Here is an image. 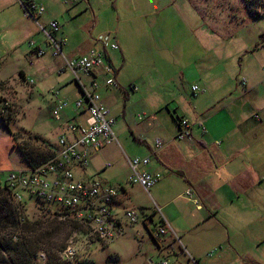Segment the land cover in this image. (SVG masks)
<instances>
[{
    "label": "rangeland",
    "instance_id": "rangeland-1",
    "mask_svg": "<svg viewBox=\"0 0 264 264\" xmlns=\"http://www.w3.org/2000/svg\"><path fill=\"white\" fill-rule=\"evenodd\" d=\"M250 9L255 10L258 16H249ZM91 11L89 20L93 17L98 19L92 35L113 34L131 53L125 56L123 64L120 61L114 65L123 83L119 82L120 89L112 97L114 103L110 114L116 116L112 131L122 149L125 148L126 156L139 155L134 153L137 143L133 136L136 137L137 131L149 121L148 104H155V100L160 98L168 102L167 107H162L163 111L171 112L175 99L168 98L169 95L176 97L182 94L193 98L190 90L197 86L195 94L202 92L197 95L199 101L211 96L216 109L230 102L231 110L244 113L251 111L256 104H264V0H94ZM1 26L4 24L0 19V98L6 102L8 113L13 116L7 125L0 121V178L3 180L8 171L28 167L18 152L19 147L35 154L46 151L47 146L41 143L43 140L46 145L55 144L59 130L55 127L57 123L47 116V111L50 113L52 109L49 106L53 104L50 91L60 89L59 98L74 102L79 90L71 80L61 86L55 69L57 61H52L48 49L36 64L30 65L26 59L27 47L12 48L10 31L7 25ZM38 34L37 37L42 35ZM66 51L64 48L63 54L68 57ZM41 66L44 68L39 71ZM19 71L24 75L20 76ZM241 78L246 80V89L240 84ZM129 85L137 90L131 93ZM245 90L250 92L245 93ZM125 94H129L130 99L126 100ZM122 111L125 112V121ZM8 113L5 111L3 114L7 116ZM138 115L142 118L138 119ZM259 116L264 122L263 115ZM125 122L133 127L135 134L126 128ZM35 136H39L38 141ZM107 152H115L116 157H107ZM117 152L115 145H109L100 153L97 165L108 162L111 166L99 177L115 187L127 188L130 196L127 206L142 208L149 215L152 200L157 204L158 198L168 201L169 189L170 199L176 202L174 207L170 205L162 212L186 210L189 215L195 211L191 202L184 203L182 183L176 175L164 174L161 183L168 181L165 185L152 186L149 194L141 187L128 186L129 170L124 157L120 152L118 156ZM72 171L74 176L85 172L78 166ZM8 198L12 204L18 205ZM23 200L25 203L17 206L20 207L21 218L46 220L51 215L48 208L32 198L23 195ZM183 214L187 215L185 211ZM175 222L180 225L182 220L177 218ZM207 225L192 229L179 241L174 234L177 257L167 255L168 264H188L187 253L180 243H192L200 237L206 240L205 236L210 234L205 228ZM167 233L173 232L168 230ZM71 241L77 257L91 260L94 264H157L165 256L156 248L141 222L127 227L121 236L108 242L82 244V239L77 236ZM158 247H161L160 241ZM203 247L201 251H204Z\"/></svg>",
    "mask_w": 264,
    "mask_h": 264
},
{
    "label": "crops",
    "instance_id": "crops-1",
    "mask_svg": "<svg viewBox=\"0 0 264 264\" xmlns=\"http://www.w3.org/2000/svg\"><path fill=\"white\" fill-rule=\"evenodd\" d=\"M23 1L0 0V19L4 24L1 28L7 25L12 48L14 46L17 49L27 47L26 59L32 65L46 54L47 49L51 53V47L43 33L38 30L34 20L24 15ZM30 1L42 5L44 8V13L37 17L40 24L46 25L51 20L59 22L60 31L55 37L66 39L62 48V55L65 59L77 58L92 48L101 49L102 46L98 38L110 34L92 35L93 29L98 24L96 17L89 20L88 16L89 12L92 14L91 6H94V0H74L71 5L64 4L60 0ZM37 31L42 35L37 37L39 35ZM110 36L114 37L118 45L116 51L104 48L106 55L104 61L110 65V74L105 73L102 68H95L89 74L77 73V79H74L70 71L62 69V67L64 68L62 58L52 57L54 63L57 61L55 69L59 74L61 86L71 80L79 90L77 96L78 94L80 96L75 97L79 99L81 98L79 85L82 84L89 90L91 83L95 82L99 101L108 109L109 115L112 113L114 103L112 97H115L120 89L119 82L123 83L119 80V71L114 69V65L120 61L123 64L125 56L131 55L130 51L123 48L122 41H118L113 34L108 36V44L111 42ZM32 40H35V49L38 48L44 52L40 57H37L35 50L28 46V42ZM132 41L135 43V40ZM64 48L67 50L68 57L63 54ZM43 68V66L39 67V71ZM108 77L114 80V87L104 85V80ZM240 80L241 86L246 89V80L244 78ZM32 84H34L33 81ZM192 87L196 88L195 91L190 90L193 98L182 94H178L176 97L169 95L168 98L175 99L171 112L163 111L162 107H167L168 102L161 98L155 100V104H148L151 111L148 110L149 121L142 126L141 130L137 131L138 135L132 130L133 127L125 122L126 128L136 136H133L137 143L134 153L139 155L133 156L149 157V163L145 169L160 173V179L153 187L165 185L168 180L161 183L164 174L176 175L182 183V196L186 199L184 203L191 202L195 211L189 215L186 210L181 211L180 209L182 214L178 210L162 212L163 208L170 205L174 207L176 202L173 198L170 199L169 189L167 190L169 200L158 198V204L152 200V207L155 205L159 208L164 223L173 234H176L178 241L181 237L189 235L192 229L208 224L205 228L209 229L210 234L205 236L206 240L200 237L198 241L192 243L186 242L185 245L180 243L187 253V258L190 256L197 264H264V122L259 116L261 114L264 118V104L261 106L256 104L251 111L244 113L231 110L230 102L216 109L210 99L211 96L205 98L204 101H199L200 97L197 95L202 92L195 94L198 87ZM99 88L100 90H98ZM105 89L108 90L105 91ZM136 90L135 86L129 85L131 93ZM53 91H56V97L61 99L59 98L60 89H53L50 93ZM246 91L250 92V90H245V93ZM50 98L53 103L54 96L51 95ZM75 98L74 100H76ZM125 98L126 100L130 99L129 94H125ZM65 101L70 105L62 111L60 121L56 122L57 126L55 127L59 130L56 134L57 138L63 132L65 122L81 121L83 118V116L75 114L72 107L73 101ZM202 103L204 106L201 105ZM52 105L49 108H52ZM47 116H50L49 110ZM121 116L125 121L124 111L121 112ZM142 116L138 115L137 117L141 119ZM176 116L187 120L189 138L177 139L179 127L175 119ZM110 117L114 124L116 116L110 115ZM115 138L116 142L111 145L118 148L127 165V159L133 156H126L125 148L123 150L116 136ZM156 141L160 142L158 148L154 147ZM106 147L92 154L89 167L82 174L75 173L76 179L85 180L86 177L92 175L99 177L106 168L111 166V163L108 162L97 165L100 153ZM119 152H117L118 156ZM108 153L107 157H116L115 152ZM102 180L108 182L105 179ZM128 186L133 187L129 184ZM122 187L123 189L115 198L112 208L115 212L130 207L126 205L130 198L127 188ZM186 190L191 193L189 198L185 195ZM156 194L158 197V191ZM171 210L173 209L171 208ZM183 211L187 215L183 214ZM151 213H153L152 210ZM177 218L182 220L180 225H176ZM149 221H151L150 224ZM158 223L159 218L156 213L148 217V232L152 228L151 225ZM159 241L161 247H158L157 244L156 248H159V251L162 248L163 254L173 255L176 252L174 242L168 233L162 236ZM202 247L204 251H201ZM171 250L172 252H170ZM209 253L210 255H208Z\"/></svg>",
    "mask_w": 264,
    "mask_h": 264
},
{
    "label": "built area",
    "instance_id": "built-area-1",
    "mask_svg": "<svg viewBox=\"0 0 264 264\" xmlns=\"http://www.w3.org/2000/svg\"><path fill=\"white\" fill-rule=\"evenodd\" d=\"M25 1H27L28 10L34 15V18L28 11L24 12L23 10L24 15L32 18L38 30L45 36L48 45L51 46V56L62 58L64 66L62 69L70 71L74 79H77V73L88 74L94 68H102L105 73H111V68L103 66L101 54L96 49H91L86 54L74 59L63 58L62 47L65 45V39L58 40L51 35L58 30L56 20H51L46 25L40 24L37 17L44 13L43 6L30 0H24L22 5ZM73 1L63 0L62 3L71 5ZM98 39L105 45L107 44L106 36ZM28 46L33 47L34 42L29 41ZM109 47L115 49L116 45L110 44ZM43 53L42 50L35 49L37 57ZM104 85L114 86V80L108 77L104 80ZM79 86L82 94L81 98L73 102V110L75 114L80 117L83 116V118L81 121L74 120L66 124L53 145L54 157L34 169L21 168L8 171L3 180L0 178V188L7 191L11 201L15 204L25 203L23 200V195H25L29 199L32 198L43 203L52 202L60 207L73 210L76 213L75 219H85L91 238L109 241L122 232V228L117 225L116 217L107 210L109 203L116 195V190L98 179L77 180L74 178L72 168L74 170L75 166H78L84 171L88 166L91 154L116 142L112 131L113 119L110 117L108 109L99 101L95 82L91 83L89 90L82 84ZM191 89L192 91L196 90L195 87ZM51 94L55 101L50 117L55 122H59L62 111L67 107V102L58 99L56 91L51 92ZM189 136L187 120H182L177 139L182 140L189 138ZM159 146L160 142L156 141L154 147L158 148ZM148 163L149 157L147 156L127 159V166L130 170L128 182L143 188L146 193L160 179L159 172L145 169ZM57 172H59V176L56 175ZM185 195L189 198L191 196L190 191L186 190ZM153 208L160 218L161 224H156L153 227L151 235L153 238H158L170 229L164 223L159 208L155 205ZM122 215L127 223H135L138 219V212L131 208L123 210ZM174 236L173 233L170 234V237ZM174 239L176 238L174 237ZM74 253V248L68 246L62 253V257L71 258ZM188 261L190 264H197L190 257H188ZM167 263V260L159 262V264Z\"/></svg>",
    "mask_w": 264,
    "mask_h": 264
},
{
    "label": "trees",
    "instance_id": "trees-1",
    "mask_svg": "<svg viewBox=\"0 0 264 264\" xmlns=\"http://www.w3.org/2000/svg\"><path fill=\"white\" fill-rule=\"evenodd\" d=\"M22 7H23L24 12L28 11L30 13V10H28V7H27V1L23 3ZM30 15L32 18H34V15L32 13H30ZM248 15L255 18L258 16V13H256L255 10L250 9V11L248 12ZM56 22L58 24V30L54 33H51V35L55 39L63 40L65 38L55 37L56 34L60 31V24L58 21ZM109 35L111 34L104 35L107 38L106 45L101 40H98L101 43V46H102L101 49L92 48V49H96L99 51V53L101 54L103 66H107V67H110V65L106 64V62L104 61L106 59L104 48L107 47L109 50H112V51L118 50V45L116 41L114 40L113 36H110L111 42H109L108 44ZM110 44H115L116 48L115 49L110 48L109 47ZM30 48L35 50V46L30 47ZM94 69L89 71V73L92 72ZM81 74H84V73H81ZM19 75L22 76L21 71H19ZM80 91H81V88H80ZM81 94H82V91H81ZM50 95L52 94L50 93ZM5 111L8 113V107L6 105V102L0 98V121H2L5 125H7L8 123H10V121H12L13 116L9 113L7 114V116H5L3 114ZM175 119L177 120L179 131H180L181 121L186 120V119L179 118L177 116L175 117ZM71 121H74V120L65 122L64 128L66 124ZM34 139L38 141L39 136H35ZM41 143L45 147L47 146L46 151L44 153L42 151H37L35 152V154H33L31 150L25 151L24 148L22 147L18 148L19 154L22 156V158L25 160L28 166L27 168L34 169L35 167L41 164H44L45 162H47L48 160L54 157L53 145L52 144L46 145L44 140ZM135 157H139V156H135ZM56 175L59 176V172H57ZM129 176H130V170H129ZM129 176L127 177V183L129 185H135V184H130L128 182ZM74 178L76 179L75 176ZM92 179H98L102 181L103 183H105L106 185L113 187L116 190V195L112 198L111 202L108 205L107 210L110 214L116 217L117 225L122 228V232L118 236H121L127 227L138 225L139 222H141L143 227L148 232V228H147L148 217H151L155 214V210L153 208L154 206L152 207L153 213H150L149 216L144 213L142 208L137 209L134 207L133 208L126 207L120 210L119 212L118 211L115 212L112 209L114 202H115V198L121 193V190L123 189V187L122 186L115 187L113 185H110V183L100 179L97 175L86 177L84 181H90ZM37 202L45 206L46 208H48L47 211H50L51 215L47 216L46 220L30 221V220L21 218V210L19 209L20 207H17L20 204L18 205L12 204L8 198L7 191H5L4 188H0V264H94V262L91 260H88L86 258L77 257L78 254H77V251L74 245L72 244V241H71L72 238L75 236L79 237L80 239H82V242H81L82 244H88L87 242H90L93 244L94 242L101 243V242H108V241L98 240V238H91L89 236L88 225L85 222V219H75L74 218V215L76 214L75 211L70 210V209L68 210V208L60 207L56 204H53L52 202H46V203L39 202V201ZM128 208L134 209L135 211L138 212V219L135 223H127L122 217L123 216L122 211ZM85 213H88V212L85 211ZM150 223L151 221H149V224ZM159 223L161 224L160 218H159ZM155 225L156 224H154L153 227ZM151 231L152 229L149 230L148 234L151 240L155 243V246H157L158 241L161 239V237L167 234L166 232L165 234H162L158 238H153L151 235ZM172 241L175 242L174 240ZM68 246H72L75 250V253L71 258H63L62 253L66 250ZM160 251H162V248ZM170 252H172V250ZM175 254L177 253L176 252L173 253L174 256ZM165 256L163 260L168 261L167 255ZM188 264H190L189 261H188Z\"/></svg>",
    "mask_w": 264,
    "mask_h": 264
}]
</instances>
